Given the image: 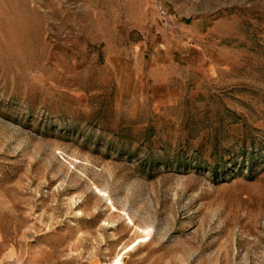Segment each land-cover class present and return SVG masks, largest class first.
<instances>
[{
    "label": "rangeland",
    "instance_id": "374dc122",
    "mask_svg": "<svg viewBox=\"0 0 264 264\" xmlns=\"http://www.w3.org/2000/svg\"><path fill=\"white\" fill-rule=\"evenodd\" d=\"M0 264H264V0H0Z\"/></svg>",
    "mask_w": 264,
    "mask_h": 264
},
{
    "label": "built area",
    "instance_id": "2783aa9c",
    "mask_svg": "<svg viewBox=\"0 0 264 264\" xmlns=\"http://www.w3.org/2000/svg\"><path fill=\"white\" fill-rule=\"evenodd\" d=\"M156 11L164 19L167 25H172L175 23V14L170 10L169 7L163 5L161 2H156Z\"/></svg>",
    "mask_w": 264,
    "mask_h": 264
}]
</instances>
